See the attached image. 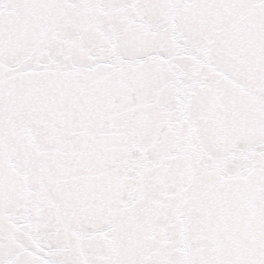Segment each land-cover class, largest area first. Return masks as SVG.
Here are the masks:
<instances>
[{"label":"snow or ice","instance_id":"snow-or-ice-1","mask_svg":"<svg viewBox=\"0 0 264 264\" xmlns=\"http://www.w3.org/2000/svg\"><path fill=\"white\" fill-rule=\"evenodd\" d=\"M0 264H264V0H0Z\"/></svg>","mask_w":264,"mask_h":264}]
</instances>
